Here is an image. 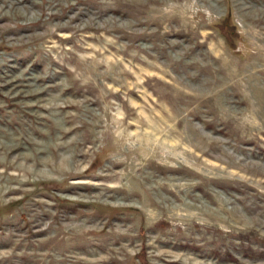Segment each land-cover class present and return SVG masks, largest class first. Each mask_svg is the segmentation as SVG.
<instances>
[{
	"label": "rangeland",
	"instance_id": "rangeland-1",
	"mask_svg": "<svg viewBox=\"0 0 264 264\" xmlns=\"http://www.w3.org/2000/svg\"><path fill=\"white\" fill-rule=\"evenodd\" d=\"M0 264H264V0H0Z\"/></svg>",
	"mask_w": 264,
	"mask_h": 264
}]
</instances>
